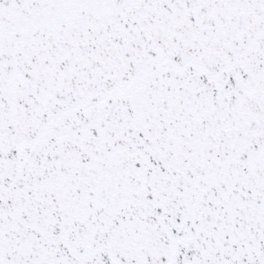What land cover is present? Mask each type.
<instances>
[{
  "label": "snow or ice",
  "instance_id": "6c2138e0",
  "mask_svg": "<svg viewBox=\"0 0 264 264\" xmlns=\"http://www.w3.org/2000/svg\"><path fill=\"white\" fill-rule=\"evenodd\" d=\"M0 264H264V0H0Z\"/></svg>",
  "mask_w": 264,
  "mask_h": 264
}]
</instances>
